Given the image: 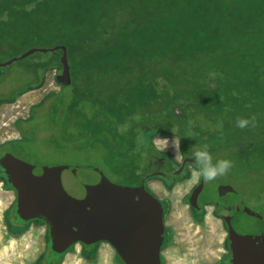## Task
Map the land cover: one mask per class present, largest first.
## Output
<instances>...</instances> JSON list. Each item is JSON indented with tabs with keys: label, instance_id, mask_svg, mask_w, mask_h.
<instances>
[{
	"label": "trees",
	"instance_id": "trees-1",
	"mask_svg": "<svg viewBox=\"0 0 264 264\" xmlns=\"http://www.w3.org/2000/svg\"><path fill=\"white\" fill-rule=\"evenodd\" d=\"M56 45L67 48L71 83L44 101L60 94L62 106L71 86L66 119L80 117L82 138L107 147L131 178L164 168L152 163L164 152L145 154L156 135L176 137L186 157L205 144L212 159L264 157V0H0L1 57ZM61 52L0 72V107L61 71Z\"/></svg>",
	"mask_w": 264,
	"mask_h": 264
},
{
	"label": "water",
	"instance_id": "water-1",
	"mask_svg": "<svg viewBox=\"0 0 264 264\" xmlns=\"http://www.w3.org/2000/svg\"><path fill=\"white\" fill-rule=\"evenodd\" d=\"M58 49L62 51V70L56 80L69 85L71 74L65 45L32 47L0 61V66L37 51ZM193 160L185 157L182 164ZM183 165L176 173H181ZM162 174L150 172L146 178ZM0 177L16 193L17 220L25 225L41 221L47 226L48 264H59L75 244L89 246L98 242L111 245L124 264H163L164 209L146 188L145 180L134 186L117 184L96 166L34 165L8 151L0 154ZM221 185L215 183L209 202L216 205L226 223L230 264H264V215L253 211L231 186ZM202 206L194 204L196 208ZM247 232L252 234L245 238Z\"/></svg>",
	"mask_w": 264,
	"mask_h": 264
},
{
	"label": "rangeland",
	"instance_id": "rangeland-1",
	"mask_svg": "<svg viewBox=\"0 0 264 264\" xmlns=\"http://www.w3.org/2000/svg\"><path fill=\"white\" fill-rule=\"evenodd\" d=\"M10 58L0 56L3 62ZM17 61H14L15 63L12 66L0 67V72L12 70L13 67L19 65ZM60 72L58 68L47 71L45 80L39 88L25 92L13 103L2 105L0 111V142L5 139H14L9 141L7 145H2V148L34 165H91L103 170L110 180L117 184L130 186L140 184L141 177L131 178L127 174L128 168L119 167L117 164L119 160L115 155L109 154L107 147H104L102 143L94 142L88 137L82 138L85 135L84 130H82V126L76 124L77 121H80V117L71 115V119H66L68 113L67 102L72 96L71 86L64 87L62 96L67 99L62 106H58L59 98H55L59 97L60 94L53 96L51 104L49 99L46 102L44 101L45 96L50 92L61 91L62 87L56 80V75ZM40 102L42 103L38 104ZM35 104L38 105L35 106ZM56 105L59 112L55 110ZM80 107L82 114L83 112L86 114L91 112V106L88 102L81 103ZM18 126H21L22 130ZM157 136L167 138L169 141V146L162 151L169 161L165 163L164 168L160 165L161 169L158 168V170H168V166L172 165L170 158L174 161L172 169L178 170L182 166L183 158L186 157L182 155L180 145L178 154L171 145L174 139L179 143L178 139L174 136L163 135L154 137ZM154 137L146 141L148 149H145V154L148 150L153 149ZM152 156L153 167L156 168L159 164L160 155L153 154ZM217 159H228L232 162V166L224 175L218 176L211 182H205L199 178L193 181V173L196 172V169L192 162H186L183 172L180 173L181 175L177 174L179 176L176 178L168 176L164 179L158 176L146 181V188L160 200L164 205L163 209L166 208L167 236L161 253L165 261H162L163 264H230L229 253L223 245L225 233L223 224L221 220H211L207 216L213 207L208 206L207 210L202 207H194L190 210L182 202L183 199L188 200L191 197L192 201L202 203V201L211 197L215 190V183L222 184L221 186L224 187L231 186L253 211L264 214V157L257 154L245 158L238 153L226 151L217 156ZM217 159L214 158L213 163ZM145 171V169H142L141 173L144 174ZM191 189H193L192 194L188 197L187 193ZM14 215L15 205L7 212V223L10 232L20 231L21 228L27 226L20 223ZM150 217L152 219L151 208ZM194 218L199 220V223L192 222ZM36 223L42 222L37 221ZM251 234V232L245 233V238ZM6 240L5 238L0 239V245ZM29 241L30 245L32 243L37 245L40 240ZM99 244L100 242L89 246L80 243L75 244L60 258L59 264L62 263L68 253L74 252L77 247L82 248L86 256H90L89 259H95L98 254L96 249L101 246ZM106 246L110 248V253L113 255L114 248L108 243ZM92 252H97L95 257L89 255ZM98 257L100 259L104 258L103 254L98 255ZM42 260H46V264H48V249ZM42 260L40 258L34 264H44ZM74 263L92 264L91 261H80V259H75ZM14 264H20V262L17 261Z\"/></svg>",
	"mask_w": 264,
	"mask_h": 264
},
{
	"label": "crops",
	"instance_id": "crops-1",
	"mask_svg": "<svg viewBox=\"0 0 264 264\" xmlns=\"http://www.w3.org/2000/svg\"><path fill=\"white\" fill-rule=\"evenodd\" d=\"M16 194L14 190L8 186L4 181L0 180V239H7L6 242L0 245V264H14L18 261L20 264H34L40 258L44 259L48 249V228L44 223H36L37 221L27 224L26 227L21 228L20 231L10 232L9 225L7 223V212L15 205ZM185 205V204H184ZM15 216V215H14ZM208 218L218 221L219 218L215 217L212 211L208 212ZM193 222V220H192ZM226 232L224 233L223 240ZM212 237V236H211ZM39 239V244L30 245V241ZM78 245V244H76ZM101 246L96 256V253L92 252L89 255L96 256L95 259H89L86 256L82 248L77 247L74 252L68 253L66 258L61 264H75V259L80 261H91L92 264H124L119 260L117 255L110 253L106 242H100ZM180 245V244H179ZM224 245V244H223ZM225 248V245H224ZM103 254L102 259L98 257ZM110 258V259H108ZM46 264V260H42Z\"/></svg>",
	"mask_w": 264,
	"mask_h": 264
},
{
	"label": "clouds",
	"instance_id": "clouds-1",
	"mask_svg": "<svg viewBox=\"0 0 264 264\" xmlns=\"http://www.w3.org/2000/svg\"><path fill=\"white\" fill-rule=\"evenodd\" d=\"M236 126L241 129L255 127L256 121L254 118H237ZM171 145L178 154L179 143L174 139ZM168 146L169 141L167 138H161L159 136L153 138V149L155 152L162 153ZM191 157H194L192 164L196 169V172L193 173V181L197 178L205 182L214 181L218 176L224 175L232 166V162L228 159H217L215 163H213L212 156L206 144L192 151Z\"/></svg>",
	"mask_w": 264,
	"mask_h": 264
},
{
	"label": "flooded vegetation",
	"instance_id": "flooded-vegetation-1",
	"mask_svg": "<svg viewBox=\"0 0 264 264\" xmlns=\"http://www.w3.org/2000/svg\"><path fill=\"white\" fill-rule=\"evenodd\" d=\"M3 105V104H2ZM2 105H1V107H2ZM1 107H0V111H1ZM12 140H14V139H5L4 141H2V142H0V154L1 153H3V152H5L6 151V149H3L2 148V145H7V143L9 142V141H12ZM167 161H169L168 159H166L165 160V158H164V156H160V158H159V162H161V163H163V162H167ZM183 165V164H182ZM186 165V164H185ZM185 165H183V169H182V171H181V173L183 172V170H184V168H185ZM179 170V169H178ZM178 170H175V169H172V170H170V171H160V170H158V169H156V170H153V171H150V172H158V171H160V172H163V174L162 175H160V177H162V178H166V177H168V176H174V178H176L177 176H179V175H181V174H179V175H177L176 176V174H178V173H176ZM150 172H148V173H150ZM147 173V174H148ZM146 174V175H147ZM146 175H145V177L141 180V182L143 181V180H145V182L147 181V180H150V179H152V178H154V177H158V176H151V177H147L146 178ZM0 180H2V181H4L5 182V180L3 179V178H1L0 177ZM6 183V182H5ZM196 187V186H195ZM194 187V188H195ZM199 187V186H198ZM192 191H193V189H191L188 193H187V195H188V197L190 196V194H192ZM15 192V191H14ZM16 194V193H15ZM210 198L211 197H209L208 199H206V200H204V201H202V208L203 209H206L207 210V207L208 206H211V207H213V214L215 215V217H217V218H219V220H221V222H222V224H223V227H224V229H225V232H226V238L224 239V245H225V248L227 249V252L230 254V252H231V249H230V246H229V237H228V230H227V227H226V223H225V221L219 216V214L217 213V209H216V205L215 204H211L210 202H209V200H210ZM182 202H183V205L185 204V206H187L190 210H192L193 208H194V204L196 203L195 201H192L191 200V197H189V199L187 200V199H183L182 200ZM164 206V205H163ZM251 208V207H250ZM259 212V211H258ZM260 214H262L261 212H259ZM193 214V213H192ZM262 215H264V214H262ZM166 217H167V214H166V208H164V221H165V225H166V227H167V224H166ZM193 222L194 223H199V220H197L196 218H194V220H193ZM167 230V229H166ZM166 236H167V234H166ZM162 261L163 262H165L164 261V258L162 257ZM162 262V263H163ZM249 264H252V263H249Z\"/></svg>",
	"mask_w": 264,
	"mask_h": 264
}]
</instances>
